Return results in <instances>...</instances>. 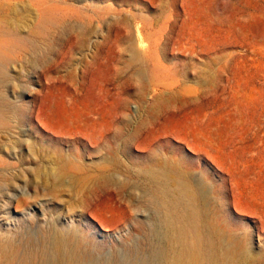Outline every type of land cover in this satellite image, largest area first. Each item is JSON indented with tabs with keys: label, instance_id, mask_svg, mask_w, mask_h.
I'll use <instances>...</instances> for the list:
<instances>
[{
	"label": "rangeland",
	"instance_id": "1",
	"mask_svg": "<svg viewBox=\"0 0 264 264\" xmlns=\"http://www.w3.org/2000/svg\"><path fill=\"white\" fill-rule=\"evenodd\" d=\"M24 1L0 22V264L4 238L49 252L68 228L85 264H128L183 222L176 184L203 258L225 264L206 204L264 264V0Z\"/></svg>",
	"mask_w": 264,
	"mask_h": 264
},
{
	"label": "bare ground",
	"instance_id": "2",
	"mask_svg": "<svg viewBox=\"0 0 264 264\" xmlns=\"http://www.w3.org/2000/svg\"><path fill=\"white\" fill-rule=\"evenodd\" d=\"M24 0H0V22L16 29H21V25L13 20V14L18 13V4ZM29 4L34 5L35 1L30 0ZM25 3V1H24ZM21 19V18H19ZM19 22V21H18ZM40 156V155H39ZM64 163L63 169L69 167L70 163L65 162V158H61ZM53 160V159H52ZM49 164V163H48ZM119 162L115 159L110 166L118 167ZM154 167H172L180 171L178 164L173 166L158 163H148ZM61 171V170H60ZM39 177V176H38ZM20 181V180H19ZM199 188H202L199 186ZM148 203H154L156 200L149 193L145 195ZM174 199L176 203H185L186 210L182 213L181 221L184 226H192L188 231L180 228V225L171 219L169 214L162 217L164 225L159 227H150L148 244L145 246H133L130 248V261L128 264H210L208 259L203 258L202 254H207V242H209L208 233L200 229L196 223V210L191 207L192 198L187 192H183L181 186H174ZM157 207L164 206V202H157ZM210 206H204L203 226L218 234L221 239L220 249L225 264H257L259 254L254 251L250 244L239 242L232 234L224 230L217 224V221L210 214ZM237 234V233H236ZM159 240L160 245L154 243ZM51 250L46 252L41 250L39 242L35 238H28L20 246H14L12 240L8 237L3 239V264H85L91 258V251L86 249L76 237V230L68 228L66 234L64 231L57 233L53 239ZM193 241V243H191ZM176 242V243H175ZM189 242L197 245L201 252L189 254L187 248ZM143 243V242H142ZM156 244V245H155ZM176 244L178 247L174 253H170L171 247ZM36 256L38 260L35 259ZM107 264H122L117 260L108 262ZM127 264V263H126Z\"/></svg>",
	"mask_w": 264,
	"mask_h": 264
}]
</instances>
